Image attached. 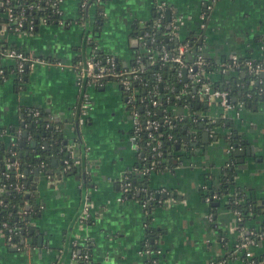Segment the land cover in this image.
<instances>
[{"label": "crops", "instance_id": "1", "mask_svg": "<svg viewBox=\"0 0 264 264\" xmlns=\"http://www.w3.org/2000/svg\"><path fill=\"white\" fill-rule=\"evenodd\" d=\"M80 1L63 0L64 23L39 24L32 33L0 29V49L15 47L50 60L28 69L18 86L9 69L14 61L0 59V68L6 71L0 76V145L13 144L18 129L27 128L30 111L39 110L47 124L55 126L80 169L64 175L53 160L37 175L36 167L25 170V195L31 199L26 207L34 212L35 226L27 230L29 234L21 233L18 241L25 246L19 250L0 229V264H73L74 243L86 240L91 241L95 264H144L142 247L148 239L157 245L158 264H248L237 244L264 225V97L224 113L215 101H205L201 87L194 85L190 111L204 128L199 127V135L185 128L187 139L176 144L180 149L176 166L149 175L148 189L159 204L145 210L133 197L118 200L122 179L137 172L138 162L126 94L112 80L97 86L82 78L80 84L75 65L90 56L92 44L95 53L113 56L120 67L134 66L141 45L134 30L153 18L159 2L166 6V16L184 18L178 37L203 34L204 55L217 67L231 56L264 64V0H108L102 5V25L95 38L90 30L100 0H88L84 18L79 17ZM207 11L200 28V15ZM182 70V80L188 81ZM83 94L90 101L84 119ZM171 111L180 119L191 117L187 105ZM232 133L238 137L235 145L229 143ZM236 151L244 156H235ZM225 173L232 184L230 193L243 191L257 205L258 212L244 225L223 198L211 203L204 195L211 181ZM82 202L89 203L86 223L79 222ZM252 251L264 254V238Z\"/></svg>", "mask_w": 264, "mask_h": 264}, {"label": "trees", "instance_id": "2", "mask_svg": "<svg viewBox=\"0 0 264 264\" xmlns=\"http://www.w3.org/2000/svg\"><path fill=\"white\" fill-rule=\"evenodd\" d=\"M82 1L83 0H81L78 5L80 18H84L85 14V7H81ZM85 1V4H87L88 0ZM106 1L108 0H100L96 7L95 23L93 28L90 30V34L93 36L92 38H95L94 36H96L100 31V27L102 25V5ZM53 2L54 0H48V25L57 24L58 20L61 19V15L54 11L52 6ZM61 4L58 5L57 3L56 9L58 6L61 8ZM161 13H163V17L161 19L160 28L153 29L152 20L150 19L145 22L142 28L134 30V32L136 31L134 34L139 36H142L145 31H148L149 33H152L155 38L152 43L149 39H145L144 44H141L138 47L136 52L141 56V64L137 65V77L135 79H131L132 90L136 92L132 100V105L135 106L139 115L137 125L139 129L135 131L133 128L132 130V133L136 136L138 162L136 164L137 172L128 174L127 181L130 182V194L134 191V188H137V191H134L133 198L138 200L139 203L147 199L146 195L153 196V199L149 202V204H147L148 208L159 204V199L155 198L154 194H151L152 191L148 189L149 175L152 172H161L176 166L178 163V157L180 156V149L176 147V144L185 142V123H187L186 129H195L197 131V135H199V125L192 120V117L187 118L186 120L180 119V116L173 114L171 111L174 106H183L190 103V99H188V97L192 92L193 86L190 85L189 80L185 82L182 80L179 75L180 70L178 64L171 62L169 59L167 61H162L160 56L162 54V49L168 51L170 54H173L175 52V48L179 44L187 43L190 51V53H188L190 58L187 60L185 57V59L190 63L198 54L197 48L204 43V39L200 35L201 33L198 34L195 32L190 33L183 39L178 37V35L173 36L174 32L178 34V30H174L170 27L171 17L168 19L164 10L161 11ZM157 14L158 11H155L154 16ZM3 16L4 15L0 13V21H2ZM89 46L90 51L88 56L93 55L102 60L104 57L103 54L100 52L95 53V49L92 44ZM11 49L17 50L15 47H11ZM204 60L206 65L203 66L204 77L202 76L201 80L209 83L213 89L228 91L230 95V103L234 107H236L240 102L246 105L252 100L264 97V78L261 77L260 74H249L244 66V62L250 60L238 58L240 66L224 73L218 71L217 66L206 59L205 56ZM252 61L254 63H259V61ZM224 62H229V59ZM12 68L13 65L9 67V69ZM156 75H159V81L155 79ZM258 80H261V82L259 83ZM186 83L188 84L186 85ZM184 89L185 94H182V90ZM152 101H157V104L152 105ZM43 116L44 114L41 112L37 121L33 118L31 120L29 119L27 122V129L28 125H32L31 128L28 129L31 138L26 140L25 144L28 148L20 145L21 141H23L22 138H19L11 145H0V184H5V190L0 193V200L2 201L0 204V221L6 220L9 223L16 222L18 224L20 229L18 231V235L15 237V240L19 238L21 231L27 227L28 220L34 218L33 211L30 212L29 216H20V211L26 206V202L29 204L31 202V199L27 198L25 195L27 191V185H25V170L27 168L37 167L41 161L48 163L49 168V166L52 165L53 160L59 162V168L62 170L64 175H75L80 170L79 166L74 164L73 158L66 149V144L62 142V139L59 137V133L57 129H55L54 125L48 123V130H46L48 137H42V132H44L42 125L45 123ZM147 120L158 121L159 127L155 130L151 129V127L146 129L145 126ZM147 132H152L153 137L160 141V150L162 152L160 157H157L151 150V144L148 145V141H150V139L147 136ZM229 138V143L231 145H235L238 141V137H235L234 133H232ZM46 140L48 141V149L44 150V142ZM31 141H35V146H31ZM8 160L18 161V168L15 169L12 167L7 170L4 164ZM157 161L158 163H156ZM152 164L157 166L156 170L143 173L142 170L144 168H148ZM5 170L9 173V177L7 178L3 177L1 174ZM18 174L20 176H18ZM226 175L227 174L225 173V175H222V177L218 180L213 179L204 195H210L212 193L220 194L223 198L222 200H225L227 208L231 210H238L240 212L241 223L244 225L245 220L249 218L250 215L258 212L257 205L254 200L243 191H237L236 196H234L235 193H230L232 184L228 182V178L230 179V177H227ZM17 182L22 185L21 191L14 189V185ZM139 189H143V191H138ZM235 199H237L236 204L233 203ZM212 202L213 201H211V203ZM213 207L215 208V206H212V209ZM89 221L90 219L85 221V223ZM263 229L264 225L260 230L256 231V233L260 234ZM24 232L26 233L27 230ZM259 239L260 238H257V241ZM147 245L150 250L149 256L152 258L156 257L157 245L151 241V239L147 240ZM142 249H144V246ZM72 250L80 256L77 258L75 264H95L91 257V241L86 240L83 242H76V245L72 247ZM85 252L90 255V258L87 261L83 260L81 257V255ZM246 259L253 260L255 264H264V254H257L252 251V257Z\"/></svg>", "mask_w": 264, "mask_h": 264}, {"label": "built area", "instance_id": "3", "mask_svg": "<svg viewBox=\"0 0 264 264\" xmlns=\"http://www.w3.org/2000/svg\"><path fill=\"white\" fill-rule=\"evenodd\" d=\"M60 5L62 3V0H54L52 3V6L54 8V11L61 15V19L58 20V23H64L62 19V10L58 6L56 9V5ZM86 1L83 0L81 2V7H86L87 4H85ZM22 4V5H21ZM156 10L158 11V14L155 15L152 20V28L158 29L160 28L161 19L163 17V13L161 11L166 12V6H164L163 3H157L155 5ZM207 9H210V6L207 7ZM0 13H2L3 19L0 23V29L1 31H10L13 33H24V32H34L36 30V27L41 24L45 25L48 24V0H0ZM207 12H203L200 16V28L205 25V20L207 18ZM184 20V18L180 15H174L171 17L170 21V27L172 29H177L179 24ZM200 34V33H198ZM175 32L173 33V36H177ZM203 37V34H200ZM89 39V38H88ZM141 44H144L145 39H149V41L152 43L154 42V36L152 33H149L148 31H145L142 36L139 37ZM190 53L188 49L187 43H181L175 48V52L173 54H170L168 51L162 49V54L160 56V59L162 61H167L168 59L179 65V70L181 72V69H184L187 72L188 80L190 81V85L192 86H199L204 88L203 94L208 96V100L215 101L216 104H218L224 113L227 111H230L234 108V106L230 103V95L228 91L221 90V89H213L209 83L205 82L202 79V76L204 77V69L203 66L206 65V62L204 60V45L201 44L197 48V55L195 56V59H193L190 63L186 61L185 57ZM3 58H10L14 61L13 68L10 70L12 74H15L18 78V82L22 80L23 75L26 73V69H31L35 67L37 64H49L50 60H47L42 57H34L30 56L28 54L23 53L20 50L16 49H0V59ZM141 56L137 54L136 61L134 66L130 68H122L118 65L116 59L113 56H106L102 60L100 58H96L93 55H90L87 57L84 61H79L75 68L77 70L78 80L81 84V79L97 86H102L107 81H114L118 85L122 87L126 94V100L131 106L132 109V115H133V128L135 131L139 129L137 127L138 125V112L134 105H132V100L136 94L135 91L132 90L131 86V79H135L138 75V67L137 65L141 64ZM58 65V64H57ZM240 66V63L238 62V57L231 56L229 58V62H223L221 65L217 67V70L220 72H226L230 71L234 68H238ZM244 66L249 74L252 75H258L261 72H264V64L262 63H254L253 61H246L244 62ZM179 72V75L181 76V73ZM5 71L3 68H0V76L5 75ZM155 79L157 81L160 80L159 75L155 76ZM22 82V81H21ZM260 83L261 80H258ZM201 83V84H200ZM188 83H186L187 85ZM185 85V86H186ZM130 91V92H129ZM185 89L182 90V94H185ZM157 101H152V105H156ZM190 104V103H189ZM187 105L189 111L188 114L191 115L193 121H199L198 118H196L195 114H192V111H190V106ZM241 106L244 105V103L240 102ZM185 106V105H184ZM90 110V101L88 96L83 94V97L81 99L80 104V114L82 119H84L87 116L88 111ZM32 117L37 121L40 116L39 110H33L31 111ZM155 130L159 127V122L156 120H147L145 128H149ZM22 130L18 129V136L21 134ZM134 138H136L135 134ZM147 136L149 137L150 141H148V145L151 144V150L155 153L157 157H160L162 155V152L160 150L161 143L159 140H156L153 137L152 132H147ZM158 163V161L156 162ZM74 164L76 162L74 161ZM5 168L8 170L9 168L14 167L15 169L18 168V161L16 160H8L5 162ZM45 164L41 162V167L43 168ZM156 165L152 164L148 168H144L142 171L143 173H147L149 171H155ZM67 169V168H66ZM5 170L1 174L3 177L7 178L9 177L8 171ZM18 176H20L18 174ZM128 175H126L122 181H121V195L118 197L119 201H123L125 198L133 197L134 191H137V188H134V191L130 194V182L127 181ZM14 189L17 191L22 190V185L20 183H16L14 185ZM5 190V184H0V193H2ZM237 193L234 194L236 196ZM132 195V196H130ZM147 199L142 201L140 204L142 207L145 208V210L149 209L148 205L149 202L153 199V196L146 195ZM156 198V197H155ZM207 201H217L221 200L222 196L217 193H212L207 196ZM2 201L0 200V204ZM233 203H237V199L233 201ZM89 203H84L82 212L79 217L80 223H85V221L90 219V213L86 210L89 209ZM31 209L29 206L24 207L20 211L21 217L29 216ZM233 213L238 217V219L241 220L240 212L238 210H233ZM34 220L29 219L27 222V227L24 229L29 230L30 228H33ZM0 229L2 233L4 234L6 240L9 244H14L16 248L19 250L23 246H25L23 243H19L18 239L21 237L19 234V238L15 240V237L18 235L19 226L16 222L9 223L8 221H0ZM23 233L22 235H24ZM264 237V229L260 234H257L254 231L249 232L247 235H245L240 243L237 244V250L243 254L244 258H251L252 257V248L256 246L257 238ZM76 245L74 243L73 247ZM71 259L73 260V264H75L77 258L80 256L77 255V253L72 250L71 251ZM142 253L146 256L145 263L144 264H158L157 261V255L156 257L152 258L149 256L150 250L148 248L147 243L144 244V249H142ZM158 253V251H156ZM83 260L87 261L90 258L89 253L85 252L83 255H81ZM247 260V259H246ZM248 264H255L253 260H247ZM220 263V262H219Z\"/></svg>", "mask_w": 264, "mask_h": 264}, {"label": "water", "instance_id": "4", "mask_svg": "<svg viewBox=\"0 0 264 264\" xmlns=\"http://www.w3.org/2000/svg\"><path fill=\"white\" fill-rule=\"evenodd\" d=\"M167 18L169 19L170 18V15L169 14H167ZM2 33H3V31H1ZM5 32V31H4ZM86 34H87V31H86ZM83 46H84V43H83ZM26 71V73H27V69L25 70ZM183 71V74H185V70H182ZM260 75H261V77H263L264 78V72H261L260 73ZM160 86H161V84H160ZM204 88L202 87V90H203ZM201 90V91H202ZM192 91L193 92H196V89H192ZM199 95H196L195 96V99L196 100H199ZM188 99H189V97H188ZM203 99L206 101V100H208V96L207 95H203ZM189 106H190V109L192 108V102H190V104H189ZM203 106L204 107H207L208 106V104L205 102L204 104H203ZM195 107L198 109V108H200V105L199 104H196L195 105ZM179 112L180 113H182V108H179ZM197 114H198V116H200V114H201V112L200 111H197ZM196 116V115H195ZM28 118L31 120V119H33V117H32V115H31V111H30V114H29V116H28ZM199 120V119H198ZM45 121V123H44V125H42V127H43V129H44V132H42V137H44V138H46L45 136H47L48 137V133H46V130H48V124H47V120H44ZM204 122H205V119L203 120ZM21 125L22 126H24V123L22 124L21 123ZM209 126H212V124H208ZM21 126V127H22ZM31 124L30 125H28V129L29 128H31ZM77 126V128H78V125H76ZM199 127L200 128H204V124L203 123H200L199 124ZM76 128V129H77ZM184 128H186V124L184 125ZM20 129V128H19ZM28 129L26 128V129H23L22 130V132H21V134L18 136V134H16L15 135V140H14V142L15 141H17V139H19V138H22L23 139V141H21V143H20V145H22V146H25V144H26V140L27 139H29V138H31V135L29 134V132H28ZM185 132H186V129H185ZM208 135V133H206L205 132V135ZM215 137V136H214ZM213 137V138H214ZM187 138H185V140H186ZM216 139V138H215ZM32 145H34L35 146V141H33L32 142ZM176 147L178 148L179 147V145H176ZM48 149V141L46 140L45 142H44V150H47ZM244 152L243 151H239V152H234L233 154L236 156V155H242V156H244V154H243ZM251 152H249L248 154H250ZM40 170H39V168L38 167H36V169H35V171H34V173H35V175H37L38 174V172H39ZM48 173V172H47ZM26 185V184H25ZM83 206H84V202H82V205H81V207H80V211H79V213H81L82 212V209H83ZM26 207V206H25ZM33 231H31V233H32ZM21 233L23 234V233H25L24 232V230H22L21 231Z\"/></svg>", "mask_w": 264, "mask_h": 264}, {"label": "flooded vegetation", "instance_id": "5", "mask_svg": "<svg viewBox=\"0 0 264 264\" xmlns=\"http://www.w3.org/2000/svg\"><path fill=\"white\" fill-rule=\"evenodd\" d=\"M0 23H1V21H0ZM6 72V71H5ZM25 75H26V73L23 75V77H22V82L24 81V79H25ZM14 76H15V81H16V84L18 85V86H20V84L22 83L21 81L20 82H18L17 80H18V78H17V76L14 74ZM41 162H43L44 164H45V166L42 168L41 167ZM39 164H38V168H39V170L41 169V170H44V168L47 166V164L44 162V161H41Z\"/></svg>", "mask_w": 264, "mask_h": 264}]
</instances>
